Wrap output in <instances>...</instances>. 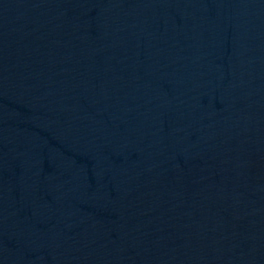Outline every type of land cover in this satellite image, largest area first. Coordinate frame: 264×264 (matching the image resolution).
<instances>
[{
	"label": "water",
	"instance_id": "1",
	"mask_svg": "<svg viewBox=\"0 0 264 264\" xmlns=\"http://www.w3.org/2000/svg\"><path fill=\"white\" fill-rule=\"evenodd\" d=\"M0 264H264V0H0Z\"/></svg>",
	"mask_w": 264,
	"mask_h": 264
}]
</instances>
